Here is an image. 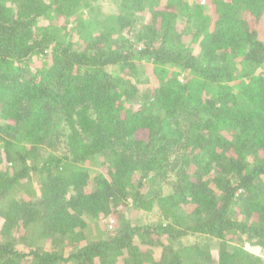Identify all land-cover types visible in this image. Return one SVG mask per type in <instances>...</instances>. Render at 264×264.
I'll use <instances>...</instances> for the list:
<instances>
[{"label":"trees","instance_id":"obj_1","mask_svg":"<svg viewBox=\"0 0 264 264\" xmlns=\"http://www.w3.org/2000/svg\"><path fill=\"white\" fill-rule=\"evenodd\" d=\"M108 1L0 0V264H264V0Z\"/></svg>","mask_w":264,"mask_h":264},{"label":"rangeland","instance_id":"obj_2","mask_svg":"<svg viewBox=\"0 0 264 264\" xmlns=\"http://www.w3.org/2000/svg\"><path fill=\"white\" fill-rule=\"evenodd\" d=\"M99 2H100L99 5L103 8L104 12H110V10H111L110 1H108V0H99ZM74 26H75L74 23L72 25H69V29H72V27H74ZM3 166H4V169H5V165H3ZM157 215H158V213H157L156 210L152 211L151 213H149V215L144 216V217H142L143 215H141V214H139L137 212H132L131 219L134 222L136 219L141 218L142 223L146 222L147 224H156V223H158ZM194 240H199L197 242L202 241V239L200 240V239H195V238H191L189 241H194ZM211 248L214 251H217L218 248H219V243L217 241H215V240L211 241ZM243 250H247V251L255 253V254H261L262 253L259 248L251 247L248 244H245V246L243 247Z\"/></svg>","mask_w":264,"mask_h":264}]
</instances>
